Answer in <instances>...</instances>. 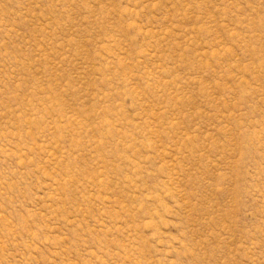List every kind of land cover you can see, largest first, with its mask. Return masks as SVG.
I'll list each match as a JSON object with an SVG mask.
<instances>
[{
    "label": "rangeland",
    "instance_id": "rangeland-1",
    "mask_svg": "<svg viewBox=\"0 0 264 264\" xmlns=\"http://www.w3.org/2000/svg\"><path fill=\"white\" fill-rule=\"evenodd\" d=\"M0 264H264V0H0Z\"/></svg>",
    "mask_w": 264,
    "mask_h": 264
}]
</instances>
